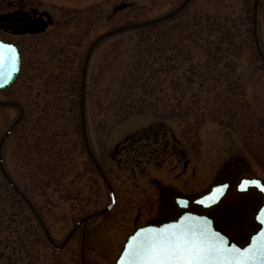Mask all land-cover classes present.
I'll use <instances>...</instances> for the list:
<instances>
[{
  "label": "rangeland",
  "instance_id": "1",
  "mask_svg": "<svg viewBox=\"0 0 264 264\" xmlns=\"http://www.w3.org/2000/svg\"><path fill=\"white\" fill-rule=\"evenodd\" d=\"M32 1L67 19L61 18L58 35L48 37L49 50L36 52L40 62L23 65L8 95L0 93L25 108L3 144L2 161L60 243L78 219L109 203L80 132L79 81L88 45L120 25L162 16L182 0ZM251 9L252 0H191L172 18L110 36L94 49L86 130L118 200L55 250L0 173V264H113L137 207L150 214L157 198L147 176L118 166L117 144L151 125L189 143V170L204 172L185 174L190 190L207 187L234 155L242 156L240 165L247 159L264 172V66L254 51ZM258 27L264 51V0ZM17 115L13 107H0V137ZM162 176L167 181L172 175Z\"/></svg>",
  "mask_w": 264,
  "mask_h": 264
},
{
  "label": "flooded vegetation",
  "instance_id": "2",
  "mask_svg": "<svg viewBox=\"0 0 264 264\" xmlns=\"http://www.w3.org/2000/svg\"><path fill=\"white\" fill-rule=\"evenodd\" d=\"M61 18H64V21L67 19L49 13L32 0H0V38L14 43L18 48L20 73L23 65L29 64L34 67L40 62L36 53L38 50L41 48L49 50L47 48L50 43L47 40L51 38L52 32L59 34L56 32H58V24L62 22ZM18 78L11 87L16 84ZM11 87L0 90V93L8 95ZM0 101L13 100L4 97ZM14 102L19 104L17 101ZM13 108L19 112L17 107ZM23 110L25 114L24 107ZM117 152L118 166L123 170H129L134 176L137 174L147 176L151 190L157 197L156 207L151 209L150 214H146L142 206L137 207L131 222L133 224L131 232L145 223L173 219L185 210L210 216L219 230L240 245L248 242L259 229L256 216L262 206L264 194L254 185H248L246 190H241V184L245 180H257L264 184V172L253 170L250 160L245 159L240 165L242 156L234 155L232 162H228L230 167L222 164L221 170L212 173L216 176L207 187L190 190L188 175L185 176V174H204V172L189 170L193 161L189 155V143L167 128H156L151 125L126 136L118 142ZM197 156H193L194 160ZM150 168L161 170L154 172ZM149 174H171L172 176L171 180L164 181L166 178L162 175ZM183 178L185 185L181 182ZM212 185L217 186L214 191L216 194L219 193L218 189L221 190L223 186H227L220 201L215 204L195 203L194 200L203 193L209 192ZM116 198L118 200V197ZM182 198L188 199V205L185 208L179 203Z\"/></svg>",
  "mask_w": 264,
  "mask_h": 264
},
{
  "label": "water",
  "instance_id": "3",
  "mask_svg": "<svg viewBox=\"0 0 264 264\" xmlns=\"http://www.w3.org/2000/svg\"><path fill=\"white\" fill-rule=\"evenodd\" d=\"M190 1L191 0H183L176 8H174L170 12H168L162 16H159L157 18L146 20V21H141V22H134V23H130V24L121 25V26H118L114 29L106 31L93 40V42L90 44V46L88 47V49L85 53V56L83 59V64H82V69H81L80 92H79V117H80L81 134H82V140H83L87 155L89 157V160L92 163L97 175L99 176V178L103 182L104 186L108 190V193L110 196V202L107 206H105L104 208H102L96 212L90 213V214L80 218L79 220H77L73 224L71 229L68 231V233L66 234L64 239L60 243H56L52 239V237L48 231V228L46 227L45 223L43 222V220L39 216L38 212L35 210L34 206L30 202V200L24 195V193L18 188V186L13 182V180L9 177V175L5 171L4 166L2 164V161H1V157H0V172L2 173L3 177L5 178V180L9 184V186L12 188L14 193L18 196V198L32 212V214L34 215L35 219L37 220L42 232L44 233V236H45L47 242L49 243V245L53 249H56V250L62 249L66 245L68 240L72 237V235L76 232V230L82 224H84L85 222H87L88 220H90L92 218H95V217H98V216H101V215L107 213L113 207V205L115 203V194H114L113 188L110 185V183L108 182V180L106 179L102 168L100 167L98 161L96 160V158H95V156L91 150V147L89 145L87 135H86V127H85L86 72H87L88 61H89V58H90V55H91L93 49L95 48V46L100 41H102L103 39H106L110 36L117 35V34H120L123 32H127V31H131L134 29L142 28V27H147V26L165 21V20L173 17L177 13H179ZM258 4H259V0H252L251 35H252V41H253L255 50H256L259 58L261 59V61L264 64V53L262 52V50L260 48V45L258 42V34H257ZM122 7L123 6H118L116 8V10L121 9ZM46 15H47V13H46ZM0 42H2L4 45L3 48H0V90H4V89H6V88H8L14 84V82H15L18 74H19V71H20V54H19L18 48L16 47V45L14 43H12L10 41H5L2 39H0ZM9 44L12 45L16 50L15 51V57H16L15 69H13L12 61H11V56L13 54L10 53L8 51V48H7V45H9ZM0 106H11V107H17L19 109L18 117L9 126V128L5 131V133L2 135V137L0 139V150H1V146L4 142V140L11 133V131L16 126V124L22 118L23 109L20 106V104L15 103V102H8V101H0ZM260 184L264 185L262 183H260ZM216 187H217L216 185H212L209 188V192L207 191V193L205 192L202 195L198 196L194 200V202L199 203V204H206L207 202L215 204L218 201H220V199L223 197V195L226 191V187H223L221 190H219V193H217V194H216V192H214V191H216ZM259 190L261 192H263V194H264V188L259 187ZM181 200H183L185 202L182 205V207L185 208L188 205V199L182 198ZM201 201H204V203H201ZM261 210H264V200H263V205L259 209L257 217H256L257 222L260 225V228L257 230L256 233H254L250 237L249 241L247 243H245L244 245H239V244L235 243L225 233H223L221 230H219L216 227L214 220L210 216H208L206 214L196 213V212H193L191 210H185L182 213H180L177 217L170 219V220L161 221V222H157V223H146L144 225L137 227L132 233H130L126 237V239L123 243L122 249L120 250L118 256L116 257L114 264H120L121 260L124 258V253H125V250L127 249L129 241L138 231H140L141 229H159V228L164 227L165 225L179 223L183 217H191V219L188 220L186 222V224L189 226H192V227L198 226L203 220L206 219L208 221V226L212 229V231L219 233L220 236L224 237V239L227 241L228 247H232L234 245L235 247L241 249L242 251L246 248H249V246L253 245V243H255V245L257 247H259L261 244H264V240H262L260 237V233L264 232V211H261Z\"/></svg>",
  "mask_w": 264,
  "mask_h": 264
},
{
  "label": "snow or ice",
  "instance_id": "4",
  "mask_svg": "<svg viewBox=\"0 0 264 264\" xmlns=\"http://www.w3.org/2000/svg\"><path fill=\"white\" fill-rule=\"evenodd\" d=\"M3 47L0 42V48ZM7 48L13 54L15 69L16 50L10 44ZM248 185L264 188L257 180H245L241 190ZM190 219L183 217L179 223L159 229H141L129 241L120 264H264V244L257 247L253 243L243 251L234 245L228 247L224 237L212 231L206 219L196 227L186 224ZM260 237L264 240V232Z\"/></svg>",
  "mask_w": 264,
  "mask_h": 264
},
{
  "label": "trees",
  "instance_id": "5",
  "mask_svg": "<svg viewBox=\"0 0 264 264\" xmlns=\"http://www.w3.org/2000/svg\"><path fill=\"white\" fill-rule=\"evenodd\" d=\"M141 29H144V28H141ZM258 29H259V27H258ZM219 30H222L223 31V35H224V38H226L227 37V35L229 34V32H225V28L224 29H219ZM233 39V43H237L238 42V39H236V37L235 38H232ZM255 51V50H254ZM255 53H256V51H255Z\"/></svg>",
  "mask_w": 264,
  "mask_h": 264
}]
</instances>
